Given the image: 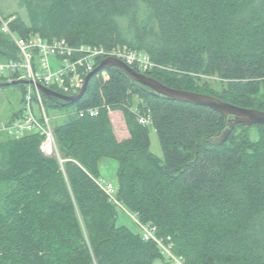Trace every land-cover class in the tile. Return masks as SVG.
I'll return each instance as SVG.
<instances>
[{
    "label": "trees",
    "instance_id": "16d2710c",
    "mask_svg": "<svg viewBox=\"0 0 264 264\" xmlns=\"http://www.w3.org/2000/svg\"><path fill=\"white\" fill-rule=\"evenodd\" d=\"M20 6L28 22L0 15V62L21 61L5 23L18 38L145 52L178 71L146 73L170 88L264 111V0H20ZM210 76L228 87L213 88L204 81ZM17 86L25 97L28 87ZM42 99L46 112L68 111L64 122H52L58 157L41 151L40 133L0 134V264L166 258L153 240L117 225V204L101 184L103 158L118 162L120 205L155 228L184 264H264V126L236 125L221 142L231 117L153 95L118 68L94 76L75 105ZM132 107L150 110L163 159L151 153L149 127ZM91 109L98 113L77 114ZM115 111L126 115L127 139L115 133ZM22 114L23 108L9 123Z\"/></svg>",
    "mask_w": 264,
    "mask_h": 264
},
{
    "label": "built area",
    "instance_id": "2783aa9c",
    "mask_svg": "<svg viewBox=\"0 0 264 264\" xmlns=\"http://www.w3.org/2000/svg\"><path fill=\"white\" fill-rule=\"evenodd\" d=\"M5 31L9 33L18 48L21 61L0 62V75H4L6 72L10 75L18 74V80L33 81L35 84L49 89L54 86L57 90H52L63 95L77 94L83 87L86 76L95 69L98 60L101 62L107 58H115L142 74L154 69H167V67L156 64L147 53L128 47L106 48L86 45L74 47L64 39L48 42L40 35L30 39L18 38L8 29L7 24H5ZM52 60L54 61L53 64ZM27 87L21 118L13 123L0 124V134L20 138L28 134L40 133L44 137L41 143V151L46 156L58 157V145L52 120L43 103V93L35 85H27ZM131 112L140 125L152 126L150 110L145 112L138 107H132ZM97 113L98 111L93 109L77 112L80 117L96 115ZM102 188L112 198L114 192L112 186L105 187L102 185ZM139 225L143 229L145 240H153L157 243L161 247L163 255L171 262L184 264L181 258L173 255L170 247L165 246L163 241L155 236V228L140 223Z\"/></svg>",
    "mask_w": 264,
    "mask_h": 264
},
{
    "label": "rangeland",
    "instance_id": "374dc122",
    "mask_svg": "<svg viewBox=\"0 0 264 264\" xmlns=\"http://www.w3.org/2000/svg\"><path fill=\"white\" fill-rule=\"evenodd\" d=\"M0 15L3 18L16 15L22 17L28 22L27 11L25 8H22L20 6V0H0ZM3 26L5 28V23H3ZM0 31H1V27H0ZM53 62L54 61L52 60V64ZM161 70L178 72L168 67L167 69H161ZM9 75L10 74L8 72L4 74L5 77H9ZM204 81H208L213 88H216L219 91L222 87L224 88L228 87L226 84H221V82L218 81L216 77H211V76L205 77ZM262 87H264V83L262 84ZM23 95H24L23 90L16 85L0 88V124L8 123L12 114L20 111L23 108V102H22L24 97ZM47 111H48L47 112L48 116L51 118L53 123H55V121H58L60 123L64 122L68 115V111L65 110V108L63 109L49 108L47 109ZM110 115L118 139L124 140L129 138L130 133L127 127V120L125 113L122 111H115V112H111ZM147 127H149V134L151 140L150 151L158 158L163 159V151L157 132L153 126L150 125ZM229 128L230 126L224 132V135L226 134ZM251 136L254 140H257L258 130L253 129L251 131ZM0 139L3 140L4 138L2 137ZM118 168L119 165L117 161L108 158H103L101 162H99V170L102 173L101 183L105 187L111 185L114 190L112 194V201L115 204H117V209H116L117 225L126 226L136 234H143V229L139 225V222L137 221L135 215L131 214L126 208L120 205V203L116 199L118 187H119V182L117 177ZM154 264H175V263L171 262L168 258H165V259H157L154 262Z\"/></svg>",
    "mask_w": 264,
    "mask_h": 264
},
{
    "label": "water",
    "instance_id": "95a60500",
    "mask_svg": "<svg viewBox=\"0 0 264 264\" xmlns=\"http://www.w3.org/2000/svg\"><path fill=\"white\" fill-rule=\"evenodd\" d=\"M110 68H118L123 70L126 75L136 83L150 90L153 95L164 97L167 100L187 103L194 106L206 107L212 109L225 117H231L230 128L224 135L221 142H226L236 127V125H244L246 127H252L255 125L264 126V111H260L253 108H243L231 103H228L220 98L200 94L186 90H179L170 88L156 79L147 76L146 74L139 73L123 61L115 58H107L99 64L92 72H90L85 80L81 90L75 95H63L42 85L35 84L29 80H13L8 82L0 81V87L17 86V85H35L39 90L49 98H56L66 104H77L85 95L90 80L101 72L107 71Z\"/></svg>",
    "mask_w": 264,
    "mask_h": 264
},
{
    "label": "bare ground",
    "instance_id": "6f19581e",
    "mask_svg": "<svg viewBox=\"0 0 264 264\" xmlns=\"http://www.w3.org/2000/svg\"><path fill=\"white\" fill-rule=\"evenodd\" d=\"M16 36V35H15ZM17 37V36H16ZM65 40V39H64ZM66 41V40H65ZM67 42V41H66ZM68 43V42H67ZM69 44V43H68ZM70 45V44H69ZM16 80H18V79H16ZM13 81V80H12ZM27 86V85H26ZM52 90V89H51ZM54 91V90H53ZM57 92V91H56ZM58 93H60V92H58ZM62 94V93H61ZM9 123V122H8Z\"/></svg>",
    "mask_w": 264,
    "mask_h": 264
},
{
    "label": "crops",
    "instance_id": "0c3cea01",
    "mask_svg": "<svg viewBox=\"0 0 264 264\" xmlns=\"http://www.w3.org/2000/svg\"><path fill=\"white\" fill-rule=\"evenodd\" d=\"M101 162V161H100ZM100 173H101V171H100ZM101 176H102V173H101Z\"/></svg>",
    "mask_w": 264,
    "mask_h": 264
}]
</instances>
